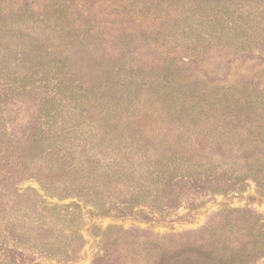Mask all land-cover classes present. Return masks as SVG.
Returning a JSON list of instances; mask_svg holds the SVG:
<instances>
[{
    "label": "rangeland",
    "instance_id": "obj_1",
    "mask_svg": "<svg viewBox=\"0 0 264 264\" xmlns=\"http://www.w3.org/2000/svg\"><path fill=\"white\" fill-rule=\"evenodd\" d=\"M0 264H264V0H0Z\"/></svg>",
    "mask_w": 264,
    "mask_h": 264
},
{
    "label": "trees",
    "instance_id": "obj_2",
    "mask_svg": "<svg viewBox=\"0 0 264 264\" xmlns=\"http://www.w3.org/2000/svg\"><path fill=\"white\" fill-rule=\"evenodd\" d=\"M74 6L76 9L73 11L76 12V10H80L79 8L83 7V4L82 3H75ZM13 7H14L13 8L14 11L16 9L18 10V8H19L17 5H14ZM42 7H43V15L41 16L39 21H36V23H38V25H41V28H43V29H45V27H47V26H50L52 28H59L57 33L60 34V37H58V40H56V44H53V45L56 48H58L60 46H64L67 49L65 51L68 53L70 47L74 43V40L72 39V31L75 30L74 23L77 22L78 19L74 18V12H71L67 15L64 14L63 12L66 11L64 9V6L57 7L61 10L62 15L59 16V15H57V13H55L54 15H52L53 18H51L49 15H47V14H49V10H50L51 6L46 5V6H42ZM61 16H65L69 21H71L72 24H67L68 22L62 21ZM54 24L56 25V27H54ZM61 24H63V25H61ZM37 29H39V28H37ZM60 54H62V53H60ZM178 56H179V60H177V58H176V61H178L177 64L179 66V67H177V70L182 71V74L177 72L176 77L179 80L178 82L182 83V85L185 87V85L188 83V79H189L190 75L193 74V76H194L197 73L196 69H192L193 64L196 61V59L194 57H197V55H194V57L192 59H190L189 61L186 60L187 57L189 56V54H183L181 56L180 55H178ZM189 70H191V74L188 73ZM188 92H191L192 94L195 93L198 96L196 99H200L204 96V93L202 90H201V92H198V87H196V89L189 90ZM183 93H187L185 89L182 90L181 95L179 97H177L176 99L181 98L184 95ZM174 95L175 94H173V96ZM193 103L198 105L199 100L195 101V99H194Z\"/></svg>",
    "mask_w": 264,
    "mask_h": 264
}]
</instances>
